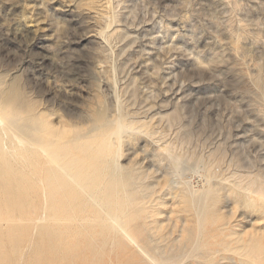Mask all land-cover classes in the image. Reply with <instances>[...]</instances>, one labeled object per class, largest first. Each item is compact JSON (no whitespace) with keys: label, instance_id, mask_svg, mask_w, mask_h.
<instances>
[{"label":"rangeland","instance_id":"obj_1","mask_svg":"<svg viewBox=\"0 0 264 264\" xmlns=\"http://www.w3.org/2000/svg\"><path fill=\"white\" fill-rule=\"evenodd\" d=\"M103 1L0 0V79L3 81L0 91L7 85H12L14 93L20 90L21 95L19 93L16 95L20 96L19 102L25 106L30 105L36 110H46L45 112L49 114L51 112V115L57 111V116L54 114L53 117L47 113L48 119L51 120L61 117L64 120L70 118L67 121H71L75 117V121L73 119L72 122L82 123L83 119L80 117L90 115L92 110L99 107L100 101L103 106L105 105L104 107L111 117L123 116V121L130 124L134 130L126 134L128 136L124 135L114 157L117 158V162L126 165L130 171L134 172L135 180H137L136 185L141 186L133 194L135 202L144 196L146 199H153L152 196L154 198L157 196L159 197L158 201L161 202L160 207H164H161L162 210L173 209L170 213H163L165 215L161 217L163 221L160 224V234H170L168 236L171 237L177 234V230L180 228L177 212L181 205L176 207L173 204L174 200L168 194L165 186L170 179L167 167L171 164V158L168 156L171 154L179 156L187 164H198L197 171H188L183 177L177 178L178 181L192 182L204 176L208 178L213 187L225 190L227 196L223 194V189H219L215 193H209L210 195L206 197L217 198V204L221 207L220 214H217V218L220 217L219 221L227 220L229 217L231 222L240 225L239 228L242 229L244 226L245 230L249 229L248 231L252 229V225H262L263 222L258 219V214L238 205L236 194H240V190L244 186L247 187L246 184L251 187L253 183H250L254 179H256V184L254 183L253 187L256 188L261 187L260 183L264 182V39H261L264 38V0H109L111 5L109 7L106 5L107 8L106 6L101 7L105 5L106 1ZM65 7L67 8L65 9ZM78 8L79 10H77ZM94 10L100 12V17L96 16L98 13H94ZM108 10L112 12L109 11L107 14ZM70 12L73 13L70 14ZM105 12L106 16H110L106 18ZM112 15L114 16L113 23ZM18 17H22L27 25L36 26L42 32H39L29 42L15 36L10 26ZM106 19L112 20L106 23ZM108 23L113 24H110L109 31L114 34V36L111 35L110 41H107L110 44H106L107 42L105 43L98 37V31L108 27ZM98 26L100 27L98 28ZM92 29H94L93 33ZM255 31H262V36L258 37V33ZM255 34L257 36H254ZM236 35L241 36V40L245 41L244 36H246L248 40L255 42H252L254 43L251 44L252 46L250 45L252 50L246 55H236L223 45ZM237 36L236 38H238ZM241 40L240 42H244ZM99 49H102V52ZM104 53L108 56L107 58L103 56ZM102 57L105 60L103 62L101 61ZM98 59L104 63L103 65L106 64V60L109 63L104 67L102 65L103 70L101 69L100 72L96 69ZM247 60L250 63L249 66V63L245 62ZM256 60L258 63L254 62ZM254 63L257 66L262 65V67L260 66L262 83L259 85H257L255 73L250 68ZM5 73H7L6 76ZM105 78L109 80V87L104 85ZM68 94H71L70 97ZM66 110L68 112L70 110L72 114L67 113ZM80 110H83V113H80ZM70 115H74V117H70ZM76 116L78 117L76 118ZM170 123L171 125H169ZM135 132L139 133L135 134ZM166 143L169 145V149L172 148L167 152L161 150L167 146ZM20 152H15L17 159L20 158L18 161L15 156L13 157L16 162H19L14 164L18 175H15L13 169H9L10 174L5 173L8 183L6 181L2 183L0 180V186L2 185L0 187V209L3 212L0 216V224H10L14 228L9 229L11 231L9 234L7 229L10 228V225H6V228L3 224L0 225V231L3 230L5 234L7 230L6 234H9L0 235L3 236L0 237V240L2 239L0 242V264H75L76 261L77 264H85L86 260H83L84 257L81 256H74L73 262L74 257L67 250V247L71 245L69 238H59L56 241L54 237L49 240L48 236L39 233L36 236L37 229L35 230L36 227L33 229V225L24 228V230H17L19 232H13L20 224L19 219L27 218L30 214L29 206L23 204L26 201L23 200V197L26 198L27 193L25 187L28 189L31 185H39L42 179L38 180L39 183L37 176L43 177L39 170L30 167L32 158L30 156L24 158L23 154L21 157ZM24 154L26 155V153ZM28 159H31V162ZM9 161L14 163L12 159ZM21 163L23 166H20ZM26 163H28L27 166L24 165ZM18 164L20 165L17 172ZM20 167L24 169H20ZM209 167L212 169H208ZM25 169H28L23 171L28 173L27 177H24L26 173L22 172ZM31 170H33L32 173ZM37 172L39 175L36 174ZM136 173L141 175L138 177ZM200 174L201 176H198ZM211 176L213 181H211ZM7 177L11 182L14 178L12 188L15 189L14 193L17 191L15 195L12 194L11 183ZM242 180H244L243 183H241ZM236 181H241L243 187ZM5 184L6 186L10 185H8L10 189L7 193L10 194L9 199L3 197L6 195V192L3 195ZM153 186L158 187L153 190ZM227 186L230 187V190L227 189ZM263 186L261 188H264ZM145 187L150 190L144 191L147 190ZM231 187H235V189ZM16 194L17 198H21L23 202L21 199V202H18L17 198H12L16 197ZM1 195L3 200H1ZM9 200L12 201L10 205L13 202L14 206L18 204L15 206L16 208L13 206L17 211L13 209L10 213ZM19 204L22 207H18ZM6 207L9 208L8 211H6ZM241 208L243 210H240ZM232 209L234 210L232 211ZM239 211L240 215L237 214ZM225 213L226 215H224ZM9 217L18 223L14 224V221H11L12 223L5 224L4 220ZM238 221L244 224L242 225ZM247 222L250 224L249 227ZM168 224L170 225L167 227ZM173 227L174 229H172ZM168 231L171 233H167ZM19 234L24 237V241L23 239L18 240ZM31 238L32 241H30ZM38 238L40 240L43 238V246ZM12 240H14V244H12ZM45 245L46 247H44ZM51 248L54 249L51 250ZM57 248L60 253L57 252ZM69 248L71 250V247ZM108 252L111 253V256H106L103 264H125V257L118 260L116 256L114 257L115 252L112 253L109 250Z\"/></svg>","mask_w":264,"mask_h":264},{"label":"bare ground","instance_id":"obj_2","mask_svg":"<svg viewBox=\"0 0 264 264\" xmlns=\"http://www.w3.org/2000/svg\"><path fill=\"white\" fill-rule=\"evenodd\" d=\"M105 1H103V2H105V5L101 6V7H105L106 5H108V7H109L111 5L109 0H105ZM240 2L242 3V1H240ZM214 4H215V2H214ZM221 4H224V3H221ZM225 4H226V2H225ZM229 5H230V3H229ZM67 7H65V9ZM7 8H9V7H7ZM106 8H107V6H106ZM103 9L105 11V8H103ZM61 10H63V9H61ZM77 10H79V8ZM109 11H111V10H108L107 14L109 13ZM93 12L96 13L97 10H96V12H95V10ZM71 13H73V12H70V14ZM97 13L98 14L96 16L98 17L100 12H97ZM91 14H92V12H91ZM105 14H106V12L104 13V15ZM92 15H89V16L92 17ZM107 16H110V15H107ZM107 16H106V18H107ZM112 16H111V18H112ZM94 18H96V17H94ZM108 19H106L107 20L106 23L110 22V20H112V19H110L108 21ZM46 22H45V24H46ZM113 22H114V16H113L112 23ZM101 24H103V22H101ZM101 24H99V25L101 26ZM110 24L111 23H108V25H107L108 27H106L104 29L101 28L102 30L98 31V37L101 38L102 40H104L105 43L107 41H110L109 39L111 38V35L114 36V34H112L109 31ZM39 25H40V23H39ZM111 25H113V24H111ZM1 26H2V24H1ZM53 26H54V24H53ZM92 26H93V24H92ZM100 26H98V28ZM250 28H251V26H250ZM10 29L15 36L19 37L20 39L24 40L25 42H29L34 36L38 35L39 32H42V31H39V29L36 26L27 25L24 22V20L22 19V17L15 18L14 21L12 22L11 26H10ZM46 30H47V28H46ZM93 30L94 29H92V33H93ZM247 30H249V29H247ZM259 30H261V29H259ZM113 31L116 32L115 30H113ZM252 32H254V31H252ZM255 32L258 33L257 34L258 37L262 36L261 35L262 31L261 32L259 31L260 34L258 31H255ZM119 34H120V32H119ZM230 34L232 35L231 31H230ZM243 34L246 35L245 32H243ZM257 35L255 34L254 36H257ZM236 36L235 37L233 36L234 38L232 40L226 41L223 45L225 47H227L228 49H230L236 55H241V54L246 55L247 52H250V50H252V49H250V45L251 44L253 45L255 42L248 40V38H246V36H244L246 39L245 41L240 39L241 36L240 37L237 36L241 41H244V42H240V40L238 38H236ZM251 36H253L252 33H251ZM248 37H250V36H248ZM255 38H252V39L257 40V37H255ZM249 39H251V37ZM259 39H258V41H259ZM261 39H264V38H261ZM1 40H3V39H1ZM46 40H47V38H46ZM217 42H219V41H217ZM252 42H254V43H252ZM106 44H110V43L107 42ZM108 47H109V45H108ZM252 48L254 50V46ZM99 50L101 51L102 49H99ZM103 56L106 58L108 57V56H106V54ZM248 56H246V57H248ZM104 57H102V59ZM250 57H251V55H250ZM242 59H243V57H242ZM261 59H260V61H261ZM251 60H252V58H251ZM101 61L103 62L105 60L103 59ZM101 61L100 60L97 61V68L95 67L99 72L101 69L103 70L102 65L104 63H101ZM107 61L108 60H106L105 65L109 64ZM245 62L249 63L248 60ZM254 62L256 63L257 60ZM255 63L250 68L252 69V72L255 73L254 74V75H256L255 79L257 81V85H259L262 83V77H261V73H260V69H261L262 65H260L261 66L260 67V66H257ZM199 64H201V63H199ZM105 65H103V67ZM241 65H242V63H241ZM249 65H250V63L248 64V66ZM106 69H108V67ZM99 72H96V73H99ZM240 72L242 73V71H240ZM247 73H248V71H247ZM6 74L7 73H5L4 75L6 76ZM106 75L108 76V74H106ZM111 83H112V81H111ZM2 84H3V81L0 79V85H2ZM104 85L106 87L107 86L109 87L108 78H105ZM51 88H52V86H51ZM110 88H111V86H110ZM14 89H15V87H14ZM53 92H55V91H53ZM16 93H19V95H21L20 90L15 91V93H14L12 85H7L2 91H0V180L2 183L4 181L7 182V180L5 178L7 175H5V173L10 174L9 169L10 170L13 169V171H15L14 164H15L16 160L13 157L17 154V153L15 154V152H17V151L18 152L21 151L20 152L21 155L18 153V155H20L21 157L24 156V158H25V156H27L26 158H29L28 156H30L32 158V162H31V159H28V160H30L29 162H31L30 167H33V168L35 167L37 170H39V172H41L43 177L37 176L38 177L37 181L40 180V178L42 179V180H40L41 183L38 181L40 183L39 185L35 184L34 186L31 185L32 187L28 186L29 187L28 189H27V187H25L27 190V193L24 192V193H26V198L23 197V200L24 199L26 200V201H24L25 202L24 203L21 198H19V197L17 198V194H16V197L14 196L15 193L17 192L16 191L14 193L13 190H15V189L12 188L13 183H14V178H12V182H11V180H9V178H8L9 177V175H8L7 178H8V181H10V183H11L10 184L11 188H12L11 190L13 191V192L12 191L11 192H12V194L14 193V195H13L14 197H12V198L13 199L17 198L19 200L18 202L22 201L23 204H27L29 206V209H30L29 216L27 218H24V219L20 218L19 219L20 224L18 227H16V225H15L16 230H14L13 232H16L17 230H24V228H27L28 226L33 225V229H34V227H36L35 230L37 229L36 233L34 232L36 234V236H37V233H39L43 236H48L49 240L51 237H54V239L56 241L59 240V238H61V239L62 238H69L70 240L69 239L68 240L70 241L71 245H69V242H68L69 246L67 247V250H69L71 252V254L73 255L72 257H74V256L75 257H80V256L84 257L85 259L83 258V260H86L85 264H103V262H105V257L111 256V253H109L108 250L111 251L112 253L115 252L114 257L116 256V258L118 260L120 258L124 259V257H125V259H124L125 264H264V225H263L264 224V188H261L263 186L264 182L262 184L260 183L261 187L256 188L255 186L253 187V184L254 183L256 184V179H254V181H252L250 183V184L253 183L251 187L248 186L249 184H246L247 187L245 188V186H244V188H242V190L239 189L241 191V193L236 194V196H238V198H236L238 205H240L243 208L248 209L251 212H254L255 214H258L259 215L258 219L260 220V222L261 221L263 222L262 225H252V229H250V231H248L249 229L245 230L244 226L241 229V228H239L240 225L238 223L231 222L230 219H228L229 217H227V220L223 219L222 221H219L220 217L217 218V214H220L219 212L221 211V207L217 204V202H218L216 200L217 198L213 199V196L206 198L207 195H210L209 193H211V194L215 193L219 189H223V188L213 187V185L211 183H209L208 178H206L204 176L201 179H199L198 176H201V174L197 176V178L199 180H194L192 182L188 181V180L178 181L177 178L183 177L188 171H197L198 170V164H196V163L195 164H187L183 160H181L179 156L167 154L171 158L170 159L171 164L168 167L166 166L167 167V174L170 176V179L165 186L168 190V194L174 200L173 204H175L176 207L178 205H181L180 208H178V212L176 211L178 213L177 218H178V224H180V228L177 230L178 231L177 234H175L171 237L168 236L170 234H166V233L160 234L161 233V232H159V230L161 228L160 224L163 221L161 219V217H162V215H165L163 213H170V211H173V209H171L169 211L168 210L165 211L166 209L162 210L161 209L162 206L160 207L161 202L158 201L159 197L156 196L154 198V196H152V195H150V196H152L153 199H146V197L144 196V198H142V199L140 198L141 200H139L138 202L136 200V202H135L133 199V196H134L133 194H135L134 192L137 191L138 188H141V186L139 187V186H137L138 184L136 185L137 180H135L136 177L134 175V172L130 171L126 167V165H123V164H120L119 162H117L116 161L117 158L114 157V154L117 152V150H119V147H120L119 143L122 142L121 140L124 137V135L131 133L134 130V128L131 127L130 124L123 121V119H122L123 116L116 115V116L111 117L109 115V113L107 112L106 108L104 107L105 105L103 106V103L100 101L99 107L92 110V113L90 115L82 116V117L79 116L80 118L83 119L82 123L74 122L75 121L74 115H76V114L70 115V117L71 116L74 117V118H72V120L74 119L73 122H72V120L67 121L70 119L68 117H66V118H68L67 120L61 119V117L59 116L60 114H58V117H60V119H53L52 118L53 120H51V119H48V117L51 115V112H50V114L47 112L49 115L48 116L47 113L45 112L46 110L45 111H43V109L36 110V108H34L30 105L25 106L24 104L19 102L20 96L16 95ZM60 93H63V92H60ZM60 93H59V95H60ZM70 95H69V97H70ZM108 95H109V93H108ZM117 96H119V95L117 94ZM59 97H58V100L60 99ZM69 97H66V99L67 98L69 99ZM115 102H116V100H115ZM117 103H119V102H117ZM119 106H120V104H119ZM44 109H46V108H44ZM117 110H119V109H117ZM74 111H76V110H74ZM82 111L80 113H83ZM54 112H55V110H54ZM56 112L53 113V111H52L53 114L51 116L53 117L54 114L57 116ZM69 112H70V114H72L70 110H69ZM69 112L67 111V113H69ZM77 115H78V113H77ZM79 115H81V114H79ZM83 115H85V114H83ZM64 117H65V115H64ZM77 117L78 116H76V118ZM78 120H79V118H78ZM169 125H171V123ZM186 132H188V131H186ZM136 133H139V132H135V134ZM189 133H190V131H189ZM174 134H176V133L174 132ZM177 134H179V133H177ZM190 134H189V136H190ZM126 136H128V135H126ZM164 139H166V138H164ZM168 146L169 145L167 144V146H165L163 148L160 147V148L162 151L167 152V151H170L172 149V148L169 149ZM22 152L26 153V155ZM157 152H160V151H157ZM160 153H162V152H160ZM22 154H23V156H22ZM118 154H119V151H118ZM118 154H116V156H118ZM201 155H203V153H201ZM17 158L18 157H16V159ZM24 158H23V160H25ZM8 159L9 160L12 159L14 163H11ZM19 159H17V161ZM20 162H22V161H20ZM16 163H19V162H16ZM23 163H21L22 165L18 164L17 165L18 167L16 166L17 172L19 169V165L23 166ZM27 164L28 163H26L24 165L27 166ZM201 165H203V164L201 163ZM26 166H24V168H27ZM212 166H214V165L212 164ZM30 167L28 166L29 169H30ZM204 167H208V166H204ZM217 167H218V165H217ZM22 168L20 167V169H22ZM35 168H34V170H35ZM205 169L207 170V168H205ZM208 169L211 170L212 168L209 167ZM7 170L9 173L7 172ZM26 170H28V169L22 170V172L26 171ZM134 170L138 171L137 169H134ZM199 171H201V170H199ZM32 172H33V170H31V173ZM39 172H37L36 174H38ZM217 172H218V170H217ZM15 173H16V171H15ZM23 173H26V172H23ZM15 175H18V173H16ZM21 175H23V174H21ZM27 175H28V173H26V175H24V177L25 176L27 177ZM136 175H137V173H136ZM139 175H141V174H139ZM139 175H137V176L139 177ZM212 176H213V174H212ZM212 176H211V181H213ZM17 177H19V176H17ZM193 178H196V177H193ZM259 178L262 179L261 177H259ZM10 179H11V177H10ZM35 179H34V181L36 182ZM140 180H141V178H140ZM1 182H0V184H1ZM222 182H224V181H222ZM236 182H239V181H236ZM236 182H235V184H236ZM243 182H244V180H242L241 183H243ZM141 183H142V180L140 181V184ZM145 183H147V182H145ZM145 183H143V184H145ZM6 184H5V186H3V188H4L3 195L6 192V195L3 197L8 198V196H9V198H10V194H7L9 192V189H10L8 187L9 184L7 186H6ZM157 185H159V184H157ZM238 185L239 184H237V186ZM228 186H227V189L229 188V190H230V187H228ZM0 187H2V185ZM155 187H158V186H155ZM155 187L153 186V190H155L154 189ZM238 187H240V186H238ZM242 187H243V185H242ZM231 188L235 189V187H231ZM148 190H150V189H147L144 191L148 192ZM229 190H228V192H229ZM158 191H159V189H158ZM141 192H143L142 189H141ZM222 192H224L223 194L226 195L225 190ZM232 192H234L233 189H232ZM154 193L155 192L153 191V194ZM162 193H163V191H162ZM234 194H235V192H234ZM159 195H161V194H159ZM225 195L224 196L222 195V196L226 197L227 195L226 196ZM19 196H21V195H19ZM3 197L1 195V198H2L1 200H3ZM20 199H21V201H20ZM221 199H223V198H221ZM160 200H162V199H160ZM9 201H10L9 202V206H10L9 208H11V209H9L7 207H6L7 210L4 209L5 207L3 209L6 211H8V209H9V211L11 213V210L14 209L13 208L14 202L12 203L13 205L11 204L12 205L11 206L10 203L12 201L11 200H9ZM165 201H168V200H165ZM5 202H7V201H5ZM177 203H179V204H177ZM3 204H6V203H3ZM21 204H19L18 207H20ZM23 204H22V206H23ZM16 205H18V204H15V206ZM236 207L238 208L237 205H236ZM162 208H164V207H162ZM233 210L234 209H232V211ZM237 210H239V208ZM240 210H243V209L241 208ZM248 210H246V211L248 212ZM14 211H17V210L14 209ZM14 211H12V212H14ZM2 213H3L2 209H0V216ZM239 213H240V211L237 214L240 215ZM224 215H226V213ZM21 219H22V221H21ZM172 219H173V217H172ZM237 219H239V218L237 217ZM11 221L13 222L14 220L10 219V217H9V219L4 220L5 224L10 223ZM257 222H259V221H257ZM15 223H18V222L14 221V224ZM255 223L256 222L254 221V224ZM2 224H0V225H2ZM240 224H242V223H240ZM6 225L9 226L10 224H6ZM6 225H4L5 228H6ZM169 225L170 224H168L167 227ZM249 225L250 224H248V222H247L248 227H249ZM172 226H175V225H172ZM9 227L10 228H8L7 230H9L11 228L14 229L12 227V225H10ZM172 229H174V227ZM7 230H6L5 234L8 232L10 234L11 231L9 230L7 232ZM0 232H1L0 235L1 234L5 235L3 230ZM17 232H19V231H17ZM24 232H26V231H24ZM169 232L170 231H168L167 233H169ZM9 234H6V235H9ZM172 234H174V233H172ZM19 236H20V237H18L19 239L18 238L17 239L18 240L23 239V241H24V237H22L20 234H19ZM29 236H30V234H29ZM0 237H3V236H0ZM14 240H15V238H14ZM14 240H12L13 241L12 244H14ZM32 240L33 239L31 238L30 241H32ZM38 240H40V238H38ZM63 240H65V239H63ZM40 241L42 242L41 245L43 246V241H44L43 238ZM0 242H2V239L0 240ZM59 242H57V243L60 244ZM50 244H51V242H50ZM15 245H16V243H15ZM0 247H1V245H0ZM16 247H17V245H16ZM44 247H46V245ZM58 247L60 248V245H58ZM69 247H71V250ZM64 248H66V247L64 246ZM52 249H54V248H51V250ZM56 250H58V248ZM59 251L60 250H58L57 252H59ZM66 256H68V255H66ZM75 257L73 258V262H74ZM76 262H75V264H77ZM116 264H118V263H116Z\"/></svg>","mask_w":264,"mask_h":264}]
</instances>
